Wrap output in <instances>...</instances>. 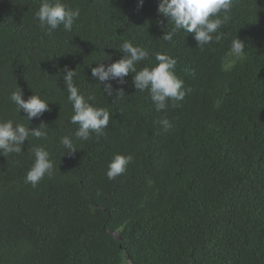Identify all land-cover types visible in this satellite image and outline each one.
I'll list each match as a JSON object with an SVG mask.
<instances>
[{
    "label": "trees",
    "instance_id": "16d2710c",
    "mask_svg": "<svg viewBox=\"0 0 264 264\" xmlns=\"http://www.w3.org/2000/svg\"><path fill=\"white\" fill-rule=\"evenodd\" d=\"M61 2L80 9L70 32L40 27L42 0H0V120L43 122L48 132L30 136L20 154L0 155V264H264V0H234L222 39L203 49L183 30L163 39L174 26L159 0ZM235 38L245 43L239 58ZM124 41L149 53L138 70L155 66L157 53L174 57L191 92L158 112L130 73L124 84L110 81L107 97L91 68L119 60ZM66 68L90 103L110 112L105 136L75 138ZM18 88L51 111L29 122L10 100ZM164 117L167 130L154 123ZM34 146L55 165L35 188L25 182ZM116 154L133 161L109 180Z\"/></svg>",
    "mask_w": 264,
    "mask_h": 264
},
{
    "label": "clouds",
    "instance_id": "9594fccd",
    "mask_svg": "<svg viewBox=\"0 0 264 264\" xmlns=\"http://www.w3.org/2000/svg\"><path fill=\"white\" fill-rule=\"evenodd\" d=\"M144 0H138V8L142 7ZM234 5V0H159L157 11L167 18L168 24L174 27L171 31L164 33L165 41H172L173 35L178 30L191 33L197 43V47L203 49L205 45L213 42L218 43L222 39L220 29L230 20V10ZM80 16V9L67 7L61 0H42L35 18L39 21L42 28H47L49 32L57 30L61 26L66 32H70L74 22ZM162 24L163 22L160 21ZM245 48L244 41L235 38L231 43V54L236 58L243 55ZM123 56L105 66L103 62L91 68V76L103 85V93L107 97H113L114 88L110 82L116 80L119 84L125 83V77L130 73H135L132 80L137 91L147 90L151 100L156 106V110L162 111L168 108V102H173V107L178 102L184 100L186 94L191 92L190 88L183 87V80L175 73L177 61L174 57L157 53L155 56L158 63L153 67H142L138 70L140 62L149 58L148 51L140 46H134L130 41H124L118 48ZM77 73L73 69H65L64 81L68 93L67 100L72 104L73 115L71 123L78 125L75 132L77 140L86 141L90 135L95 133L97 139L105 136V129L108 127L110 112L104 107H95L90 101L94 96L85 97L74 83ZM123 90H115V100H120ZM10 100L16 105L17 113L22 109L27 120L41 117L45 112H50L49 101L42 99L39 95H31L24 98L21 88L16 89L10 95ZM154 123L159 124L167 130L171 124L164 117ZM45 123L41 122L37 128H29L12 120H0V155L20 154L28 138L46 139L48 136ZM61 143L69 154H74L77 150L72 139L65 136ZM34 162L27 172L25 182L36 187L39 182L47 175L51 176L54 172V162L50 159L49 152L42 146L32 148ZM133 161L131 154H116L109 162L106 176L109 180H114L126 172L128 165Z\"/></svg>",
    "mask_w": 264,
    "mask_h": 264
}]
</instances>
